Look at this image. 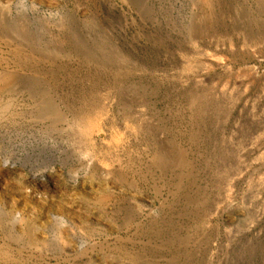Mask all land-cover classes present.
<instances>
[{
    "label": "rangeland",
    "instance_id": "374dc122",
    "mask_svg": "<svg viewBox=\"0 0 264 264\" xmlns=\"http://www.w3.org/2000/svg\"><path fill=\"white\" fill-rule=\"evenodd\" d=\"M0 264H264V0H0Z\"/></svg>",
    "mask_w": 264,
    "mask_h": 264
}]
</instances>
